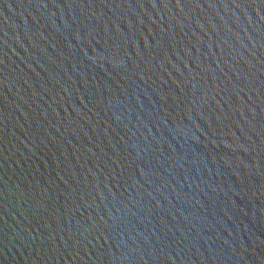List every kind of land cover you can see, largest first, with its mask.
<instances>
[{
	"label": "water",
	"instance_id": "obj_1",
	"mask_svg": "<svg viewBox=\"0 0 264 264\" xmlns=\"http://www.w3.org/2000/svg\"><path fill=\"white\" fill-rule=\"evenodd\" d=\"M0 264H264V0H0Z\"/></svg>",
	"mask_w": 264,
	"mask_h": 264
}]
</instances>
